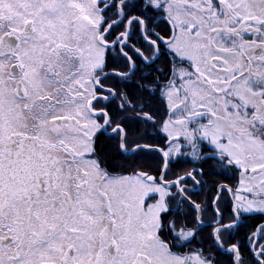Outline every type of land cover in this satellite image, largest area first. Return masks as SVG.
<instances>
[{
	"label": "snow or ice",
	"instance_id": "obj_1",
	"mask_svg": "<svg viewBox=\"0 0 264 264\" xmlns=\"http://www.w3.org/2000/svg\"><path fill=\"white\" fill-rule=\"evenodd\" d=\"M0 264H264V0H0Z\"/></svg>",
	"mask_w": 264,
	"mask_h": 264
}]
</instances>
